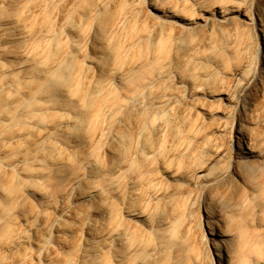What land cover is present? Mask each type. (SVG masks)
I'll list each match as a JSON object with an SVG mask.
<instances>
[{
	"label": "bare ground",
	"instance_id": "1",
	"mask_svg": "<svg viewBox=\"0 0 264 264\" xmlns=\"http://www.w3.org/2000/svg\"><path fill=\"white\" fill-rule=\"evenodd\" d=\"M151 5L0 0V264H264V0Z\"/></svg>",
	"mask_w": 264,
	"mask_h": 264
},
{
	"label": "rangeland",
	"instance_id": "2",
	"mask_svg": "<svg viewBox=\"0 0 264 264\" xmlns=\"http://www.w3.org/2000/svg\"><path fill=\"white\" fill-rule=\"evenodd\" d=\"M131 4L133 6H135L137 8V10L142 12V13H148L151 15H155V13H156L155 9L151 5V0H131ZM196 218L198 221L200 231H202L204 233L205 227H204V222L202 219V212H200V210L197 211Z\"/></svg>",
	"mask_w": 264,
	"mask_h": 264
}]
</instances>
